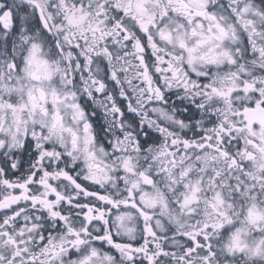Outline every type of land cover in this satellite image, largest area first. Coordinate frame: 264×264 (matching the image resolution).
Masks as SVG:
<instances>
[{
	"label": "snow or ice",
	"instance_id": "snow-or-ice-1",
	"mask_svg": "<svg viewBox=\"0 0 264 264\" xmlns=\"http://www.w3.org/2000/svg\"><path fill=\"white\" fill-rule=\"evenodd\" d=\"M0 264H264V0H0Z\"/></svg>",
	"mask_w": 264,
	"mask_h": 264
}]
</instances>
